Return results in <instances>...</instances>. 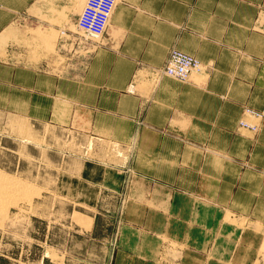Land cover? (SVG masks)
<instances>
[{"label":"crops","instance_id":"1","mask_svg":"<svg viewBox=\"0 0 264 264\" xmlns=\"http://www.w3.org/2000/svg\"><path fill=\"white\" fill-rule=\"evenodd\" d=\"M150 1L117 2L112 26L119 35L108 36L106 44L97 49L98 54L124 57L123 51L133 49L137 42L128 29L142 27L135 22L140 15L149 14V3L157 5ZM161 1L166 6L175 0ZM82 2L0 0V109L18 106L6 103L18 93L19 107L35 104L39 111L32 115L44 122L58 104H81L85 109V129L89 125L90 133L116 142L123 151L129 147L125 140L132 141V153L139 156V163L131 167H172L171 142H178L179 167H197L195 179L189 181L183 175L178 187L169 183L162 186L169 189L165 197L150 195L145 200H133L137 210L145 211L141 212L142 218L146 220L149 215L157 221L152 227L140 223L129 227L132 239L126 241L132 246L133 264H157L153 258L160 251L157 238L161 235L184 245L179 264H264L263 255L258 254L264 228L238 231L219 222L229 212L238 218L261 221L264 227V115L259 119L243 113L245 108H251L264 114V0L259 9L251 3L222 6L221 18L210 20L208 27L203 9H198L197 4L188 11L187 0L178 1V15L175 8L167 7L164 22L175 27V36L193 45L192 51L202 64L197 76H203V80L187 86V92H195L196 97L183 98V102L173 99L177 90L183 89L167 83H163V94L157 98L151 95L150 99L144 91L125 94L128 82L121 65L104 66L97 52L75 58L74 35L66 29L73 23L70 15L79 12ZM50 4L57 15L49 16ZM237 11L243 14L236 16ZM252 11L261 14L258 21L253 20ZM28 28L46 47L54 42L52 69H13L1 59V53L7 52L8 45L16 43ZM12 52L6 55L10 57ZM43 53V49L36 51L39 57ZM62 57L64 63H60ZM160 82L151 92L159 90ZM82 87L87 97L77 95ZM26 115L31 118V114ZM240 119L258 125V130L241 127ZM125 125L129 130L124 129ZM214 141H222V145ZM249 172L259 173L260 179L242 180ZM235 173L241 177L237 179ZM173 224L179 229L173 231ZM236 232L244 237L238 247L227 238ZM135 236L138 243H133ZM121 259H125L124 254Z\"/></svg>","mask_w":264,"mask_h":264},{"label":"rangeland","instance_id":"2","mask_svg":"<svg viewBox=\"0 0 264 264\" xmlns=\"http://www.w3.org/2000/svg\"><path fill=\"white\" fill-rule=\"evenodd\" d=\"M85 1L83 0L79 12L70 15L73 23L66 29L74 35L73 45L77 47L75 58L93 55L106 44L108 36L119 35L112 26L114 7L101 36H84L86 34L78 30L76 20ZM118 1L116 0V4ZM151 1H156L157 5L149 3L146 7L149 14L140 15L135 22V25L141 24L142 27L128 29L137 42L133 49L123 51L124 57L98 52L96 57L104 66H122L125 81L128 82L125 94L144 91L150 99L152 96L157 98L163 94L160 91L165 86L163 83H167L183 89V92L177 90L173 99L180 102H183V98L195 99L196 93L187 92V86L203 80V76H197V71L202 68L201 61L192 51L193 45L175 36V27L164 22L167 20V7L175 8L178 15L181 13L178 1L183 0L168 2L166 6L161 0ZM246 3H251L256 9L262 6V0H187L185 10L190 11V7L197 4L198 9H203L202 17L208 27L210 20L221 18L220 7ZM51 7L53 8L51 4L47 6L49 16L57 15ZM65 9L66 7L62 11ZM258 13L252 11L253 20L260 19L261 14ZM155 14H159L158 18ZM242 14L243 12L237 11L235 15ZM29 30L25 29L16 43L8 45V55L10 51L13 54L9 57L4 50L1 59L13 69L32 66L52 69L54 42L52 46L46 47ZM210 31L209 28V35ZM38 49L45 51L40 57L36 54ZM173 51H182L194 57L199 62V67L188 72L185 78L169 75L166 70ZM124 52L131 53L133 57ZM64 60L62 57L60 63H64ZM159 82V90L151 92ZM77 95L87 97L83 87L77 91ZM7 96L8 92L5 93V100ZM16 97L18 93H14L13 98L7 99L6 103L18 106L0 109V173L25 184L30 196L25 202L17 199L16 204H6L7 200L5 201L7 209L0 214V264H133L132 246L126 241L132 239L129 227L138 223L152 227L157 223L152 216L148 215L146 220L142 218L141 212L145 211L137 210V204L133 200H145L150 195L165 197L169 189L162 188L164 184L178 187L183 175H187L188 180L192 181L197 167H179V145L175 140L171 142L172 167H131L139 163V156L136 152L132 153V141L125 140L129 147L123 151L116 142L90 133L89 125L85 129L83 105L74 107L58 104L51 109L53 114L42 122L32 115L39 111L35 104L19 107L20 96L18 99ZM22 112L31 114V118ZM243 113L259 119L264 115L251 108H245ZM247 122L240 119L239 125L255 132L258 130V125ZM124 129L129 130L127 125ZM214 142L222 145V141ZM191 159L195 162L194 157ZM103 164H123L125 167H104ZM239 175L235 173L237 179L241 177ZM259 176V173L249 172L241 179L256 182L260 179ZM219 222L236 227L238 231L264 228L261 221L238 218L229 212ZM175 225L173 224V231L179 229ZM238 234L236 232L227 237L229 243L233 241V246L237 247L243 244L244 239ZM157 239L161 245L160 251L156 253V257L152 256L157 264H179L184 245L164 235ZM138 240V236H135L133 243H138ZM261 243L258 254H262L264 259V237ZM123 254L124 260L121 259Z\"/></svg>","mask_w":264,"mask_h":264},{"label":"built area","instance_id":"3","mask_svg":"<svg viewBox=\"0 0 264 264\" xmlns=\"http://www.w3.org/2000/svg\"><path fill=\"white\" fill-rule=\"evenodd\" d=\"M116 0H86L83 10L76 20L78 30L84 36L99 37L106 30L108 17L111 15ZM197 59L182 51H173L166 72L180 78H185L187 73L197 66Z\"/></svg>","mask_w":264,"mask_h":264},{"label":"bare ground","instance_id":"4","mask_svg":"<svg viewBox=\"0 0 264 264\" xmlns=\"http://www.w3.org/2000/svg\"><path fill=\"white\" fill-rule=\"evenodd\" d=\"M198 67H199V62L197 63V66L193 67L190 71H192ZM169 75L176 76L174 74H169ZM176 77H179V76H176ZM19 182L20 181L17 182L13 178H7V176H4L0 173V214H3L5 212V208L7 207L6 204H13V203L16 204L17 199L23 200V202L29 200L30 195H29V191L26 190L27 186L25 184H23L24 185L23 186L21 184L22 182H20V183ZM5 201H6V204H5Z\"/></svg>","mask_w":264,"mask_h":264}]
</instances>
